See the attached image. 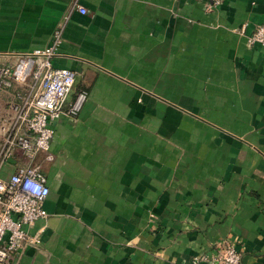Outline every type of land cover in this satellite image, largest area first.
Returning <instances> with one entry per match:
<instances>
[{
	"label": "crops",
	"instance_id": "0c3cea01",
	"mask_svg": "<svg viewBox=\"0 0 264 264\" xmlns=\"http://www.w3.org/2000/svg\"><path fill=\"white\" fill-rule=\"evenodd\" d=\"M206 3L0 0V64L60 27L65 107L88 93L29 160L1 153L18 99L0 88V177L31 163L49 187L20 264H215L225 238L264 264V47L246 39L264 0Z\"/></svg>",
	"mask_w": 264,
	"mask_h": 264
},
{
	"label": "built area",
	"instance_id": "2783aa9c",
	"mask_svg": "<svg viewBox=\"0 0 264 264\" xmlns=\"http://www.w3.org/2000/svg\"><path fill=\"white\" fill-rule=\"evenodd\" d=\"M223 0H207V10ZM82 14L85 8L78 6ZM59 27L52 42L17 55L14 64L0 66V88L16 91L18 103L14 116L5 130L1 153L9 156L18 148L29 160L48 150L54 135L53 123L62 114L76 118L87 99L80 90L66 108L65 103L75 81L71 69L55 67L52 63L61 42ZM249 45L264 47V24L258 25L246 37ZM49 194L46 178L36 165H18L7 177H0V264H20L28 246H39L40 237L29 228L47 213L43 207ZM215 264H241V252L236 239H221L214 244ZM201 258L205 259L206 256Z\"/></svg>",
	"mask_w": 264,
	"mask_h": 264
},
{
	"label": "rangeland",
	"instance_id": "374dc122",
	"mask_svg": "<svg viewBox=\"0 0 264 264\" xmlns=\"http://www.w3.org/2000/svg\"><path fill=\"white\" fill-rule=\"evenodd\" d=\"M16 61H17V59L14 62L12 61L13 63H10V64H14ZM9 62H11V61H7V63H9ZM1 65H3V63H1L0 66Z\"/></svg>",
	"mask_w": 264,
	"mask_h": 264
}]
</instances>
